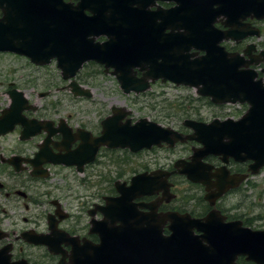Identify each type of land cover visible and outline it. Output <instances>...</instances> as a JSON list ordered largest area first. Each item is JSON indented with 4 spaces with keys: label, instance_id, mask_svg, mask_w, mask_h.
Listing matches in <instances>:
<instances>
[{
    "label": "flooded vegetation",
    "instance_id": "obj_1",
    "mask_svg": "<svg viewBox=\"0 0 264 264\" xmlns=\"http://www.w3.org/2000/svg\"><path fill=\"white\" fill-rule=\"evenodd\" d=\"M80 1L51 0L52 6L47 7L46 3L36 6L33 0H0V44L10 48L0 51V55L30 62L18 53L31 51L33 34L45 36L49 33V13L59 19L67 9L65 4L76 7ZM145 1L150 4L145 6L138 1L124 0L125 15L121 20L102 19L94 24L95 40L121 44L134 38L140 47L143 43L141 36L153 35V72L143 60L130 62L131 65L125 61L119 63L118 52H107L110 62H90L84 66L78 73L79 83L102 85L111 75L119 85L120 77L128 79L131 70L134 74L128 80L148 82L153 91L156 86H172L166 82L171 81L169 77L180 73L177 71L185 66L189 57L204 56L210 48L220 46L229 52L244 53L254 45L249 49L252 55H256L257 49L264 48L255 42L254 36L238 42L225 41L221 35V32L232 29L225 26L231 15L238 16L240 22L249 26V31L256 28L259 22L254 14L255 8L252 12L245 4L238 3L225 9L223 0ZM87 15L92 16L90 12ZM37 16L42 17L41 21H34ZM209 22L214 30L209 29ZM193 26L199 27L198 38L192 36ZM51 65L57 66V63ZM146 71L156 80L145 77ZM61 78L59 84L64 83ZM8 80H0V264H141L143 251L139 243L135 245L134 241L123 239L113 245L110 243L117 240H103L101 234L112 227V220L118 221L125 216L123 222L128 224L135 217L131 215L129 219L128 214L137 212L138 218L131 222L134 223L141 214L154 211L150 207L158 214L190 213L196 218H204L211 211L218 210L227 222L240 219L238 210L241 207L229 203L243 190L247 181L255 177L249 172L252 162L230 160L224 170L219 157L209 156L204 162L212 169L201 167L200 177H210V180L199 178L207 182L205 185L193 183L185 170L191 169L188 167L190 157L201 145L188 142L136 153L125 150L124 168L116 177H102L103 173L99 174L100 177H92L96 167L105 163L106 156L120 151L100 145L94 158L91 156L103 136V124L112 110L105 117H102L104 113L84 112L88 116L81 120L75 112H63L64 100L50 101L52 93L38 92L32 82L17 78ZM69 94L74 102L87 101ZM121 96L130 102L131 107L140 105L142 108L145 101L156 93L150 91L128 96L122 93ZM130 111L127 118L135 123L139 119H134L135 114ZM179 131L184 135L192 133L184 126ZM161 152L166 154L160 156ZM130 157L142 158H138L139 168L130 167L131 173L125 165ZM227 172L230 176L248 175V179L239 188L215 200L212 206L207 196L218 193L219 177H224ZM144 173L147 177H138L134 187V176ZM120 188L123 192L119 191ZM122 195L127 197L126 209L120 210L113 204L109 210V202L118 203L115 199ZM168 226L169 223L164 229Z\"/></svg>",
    "mask_w": 264,
    "mask_h": 264
},
{
    "label": "water",
    "instance_id": "obj_2",
    "mask_svg": "<svg viewBox=\"0 0 264 264\" xmlns=\"http://www.w3.org/2000/svg\"><path fill=\"white\" fill-rule=\"evenodd\" d=\"M102 1L109 3L108 6L112 8L111 12L115 13L114 15L123 14L121 3L124 0ZM130 1L141 2L145 6L150 4L149 1L145 0ZM228 1L230 3H226ZM223 2L225 9L227 6L233 5L234 7L238 3L245 4L247 8L250 7L252 12L255 8L259 16L264 18V0H223ZM45 3L47 7L52 6L51 0H33V4L36 6H43ZM87 5L88 8L83 4L79 5L78 10L70 8L71 5H65L67 9L59 19H56L54 14L49 13V33L45 36L44 34H33L31 51L21 54L26 53L25 55L31 57L32 61L39 65L48 64L53 58H58L59 68L62 69L65 78L70 79L80 69L83 62L96 59L97 52L102 49L110 53H120L121 51L123 53L119 44L109 42L104 43V46L101 47L89 39L94 29V22H99L106 16L92 5L95 17H87L85 10L90 9V4ZM41 19V16H37L34 21H41ZM225 26L232 27L231 30L223 33L226 40L239 41L247 36H259V33L254 30L249 31L236 15H231ZM193 27L192 36L198 38L199 27ZM208 27L210 30H214L212 22L208 23ZM145 36L140 37L143 40L140 47L133 41L134 38H129L134 49L128 51V55L134 59L147 58L149 65L147 67L154 69V64H151L152 56H154L152 47L154 38L153 35ZM146 40L149 42H145ZM252 47L250 46V48ZM6 49L10 50L7 45L0 44V51ZM249 49L246 51L248 56L250 55ZM207 52L208 54L200 59L191 60L188 58L185 66L180 67L182 68L180 71L174 69L180 73L170 76V79L184 86L196 88L200 95L212 98V102L216 104L248 103L250 108L241 120H215L210 124L186 122L185 124L191 126L195 133L183 137L174 130L164 129L161 125L149 123L146 119L135 125H132L131 121L123 124L121 120L124 117L118 116L122 111L114 109L115 116L108 118L103 124L105 131L92 151L93 157L100 145H106L109 148H131L133 151H138L154 145L162 146L163 143L172 147L179 141L191 140L198 141L203 145L191 157L192 162L188 166L191 169L185 170L193 182H201L198 177H200L203 166L200 164L202 159L209 155L219 156L225 164L229 162L230 158L237 162L252 160L254 164L250 170L254 174H258L264 166V78L258 79V74L255 71L241 69L242 67L248 68L254 61H247L244 57L236 54H228L220 47L210 48ZM255 62L258 65L264 62V51L257 56ZM122 82L125 84L124 86L131 84L126 80H122ZM136 86L137 84L133 88ZM70 87L75 95L90 96V93L82 90L76 82H73ZM127 87L130 88V86ZM147 88L148 86L145 84L140 89L145 90ZM206 167L211 171L212 167ZM139 177L142 179L145 176ZM228 177V173H226V178L223 179L224 189H221L220 194L228 188L239 186L246 176ZM137 218L138 216L134 217V219ZM217 219L213 213L204 220H194L189 215L179 214L161 218H158L157 215H151L149 219L140 224L139 228L136 225L131 226L132 220L128 224L125 223V227L113 229L112 237L115 238L126 228L117 237H127L136 245L139 243L143 251L141 259H144L145 264H235L240 255L248 256V260L257 264H264V231H253L232 225L225 226L222 221L220 223ZM168 220L171 221L170 231L172 234L164 236L163 226ZM196 231L202 232V235H196ZM108 236L110 237V235ZM164 239L168 241H164Z\"/></svg>",
    "mask_w": 264,
    "mask_h": 264
},
{
    "label": "rangeland",
    "instance_id": "obj_3",
    "mask_svg": "<svg viewBox=\"0 0 264 264\" xmlns=\"http://www.w3.org/2000/svg\"><path fill=\"white\" fill-rule=\"evenodd\" d=\"M260 25L264 27V22H261ZM255 42H264V36H262L260 40H255ZM46 71H48L47 75ZM108 77L109 79L105 84H100L95 87L86 85V88L91 91L93 96L90 100L87 99V101L74 102L69 94L70 89L66 86L67 83L63 81L65 86L59 84L62 78L61 72L57 69L56 65H51L49 69L39 68L34 64H31L28 60L11 55H0V80L9 79L8 81H10L13 78H17L21 79L22 82H32L35 84L34 86L38 88V92L52 93L50 101L56 102L58 99L59 102L60 100H64L62 102L63 112H75L78 115L77 118L81 120H83V117L88 116V114H84V112H93L96 115L104 113L102 117H105L110 115L111 107L121 106L130 108L135 114L133 115L134 119L148 118L149 120L157 122L163 126L175 128L181 124L183 115L185 114L184 109L187 110L188 107L191 109H198L201 115H204L205 118H210L211 120L228 113L229 116L236 117L239 114L242 115L243 112L242 106L239 105L235 107L226 106L225 108H217V106L210 107L204 101L190 102L186 97H197L195 90L174 86L154 87V90L151 92H155L156 95L160 93V96H156L157 98L144 103L142 108L140 105L138 106L139 108H134L130 106V102L124 101V98L120 93V87L114 77L111 75H108ZM101 82L102 81H100V83ZM58 88L60 89L58 90ZM145 104H147V107L144 108ZM196 111L197 110H192L189 113L191 114ZM93 115L94 114H92V116ZM165 154V152H161L160 156H164ZM138 158L139 157H130L126 160L125 165H127L129 173H131L130 167L139 168ZM125 159L124 152H117L106 156V160H103L105 163L96 167L92 177H100L99 174L101 173H103L102 177H116L119 171L124 168L123 163ZM139 160H142V158H139ZM160 161L161 163L164 162L162 159ZM65 172L66 171H62V173ZM77 177L83 176L77 175ZM249 181L250 182L245 184L241 193H237L235 199L230 200L229 204L230 206L239 205V207H241L238 210L240 213H245V217L254 218L256 220L252 228L256 230H264V169H262L260 174L251 177ZM59 182L61 183V181ZM242 192L247 193V195L244 196V193Z\"/></svg>",
    "mask_w": 264,
    "mask_h": 264
},
{
    "label": "trees",
    "instance_id": "obj_4",
    "mask_svg": "<svg viewBox=\"0 0 264 264\" xmlns=\"http://www.w3.org/2000/svg\"><path fill=\"white\" fill-rule=\"evenodd\" d=\"M190 102H192V101L190 100ZM188 109H189V107H188ZM188 109H187V110H188ZM187 110H186V109H184L185 113L187 112Z\"/></svg>",
    "mask_w": 264,
    "mask_h": 264
}]
</instances>
